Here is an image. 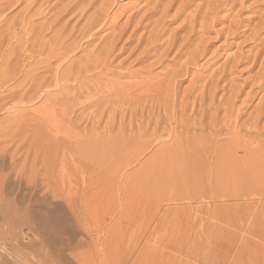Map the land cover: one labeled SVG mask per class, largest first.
I'll return each instance as SVG.
<instances>
[{
  "label": "rangeland",
  "instance_id": "rangeland-1",
  "mask_svg": "<svg viewBox=\"0 0 264 264\" xmlns=\"http://www.w3.org/2000/svg\"><path fill=\"white\" fill-rule=\"evenodd\" d=\"M5 133L0 264L264 246V0H0Z\"/></svg>",
  "mask_w": 264,
  "mask_h": 264
},
{
  "label": "bare ground",
  "instance_id": "bare-ground-1",
  "mask_svg": "<svg viewBox=\"0 0 264 264\" xmlns=\"http://www.w3.org/2000/svg\"><path fill=\"white\" fill-rule=\"evenodd\" d=\"M8 133V132H7ZM7 133H5L6 135L2 136L0 135V138L2 139L3 137V140L4 141H8V139L12 136L13 138L16 136L15 134H10V137L9 135H7ZM12 133V132H11ZM15 135V136H13ZM5 136H6V139H5ZM8 136V137H7ZM2 140V142H4ZM12 140V139H9V141ZM13 141V140H12ZM6 147V146H5ZM3 150L0 149V152L1 151H4V148H2ZM6 151H7V148H6ZM5 151V152H6ZM3 154L0 153V167L3 168L2 166H5V157L7 156L6 154H4V152H2ZM8 153V151H7ZM59 155V154H58ZM57 157V156H56ZM11 158V157H10ZM70 161V159H69ZM55 162V161H54ZM57 162L58 159H57ZM73 162V161H72ZM71 164V162L69 163ZM55 165H59V163L57 164H53V167H55ZM67 165V164H66ZM55 167L53 169V171H56L58 167ZM69 165H67L68 167ZM60 167V165H59ZM71 167V166H70ZM69 167V168H70ZM73 167V166H72ZM60 169V168H58ZM70 170V169H69ZM74 170V169H73ZM58 171V170H57ZM67 171V169H66ZM72 171V170H71ZM71 171L70 173L68 174H71ZM59 172V171H58ZM68 172V171H67ZM55 174V173H54ZM57 174V173H56ZM58 176V175H57ZM57 177H53V179H55V181H58L56 179ZM5 180V179H4ZM10 179L8 178V181ZM6 181V180H5ZM4 182V181H2ZM7 183V182H6ZM55 184H58L55 183ZM2 188H0L1 190ZM2 191V190H1ZM0 191V192H1ZM3 192V191H2ZM123 215V214H122ZM127 215V214H126ZM5 217V216H4ZM11 218L9 217V219L5 218L3 219V221H6V223L8 224V222L12 221V219L10 220ZM9 220V221H8ZM127 220V219H126ZM6 224V225H7ZM9 225V224H8ZM10 226V225H9ZM8 228V227H7ZM244 232V231H243ZM258 239V238H257ZM239 241H237L238 243ZM208 249V248H207ZM205 263L207 264H264V246H259V247H254L252 245H247L246 243H243V244H236L234 240H229L227 242H220L218 247L214 250V252L209 255L205 260H204Z\"/></svg>",
  "mask_w": 264,
  "mask_h": 264
}]
</instances>
